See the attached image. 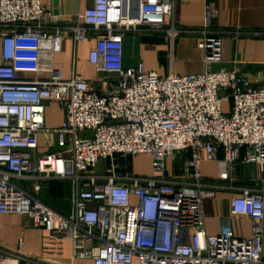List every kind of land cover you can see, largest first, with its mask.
Returning <instances> with one entry per match:
<instances>
[{"label": "built area", "instance_id": "built-area-1", "mask_svg": "<svg viewBox=\"0 0 264 264\" xmlns=\"http://www.w3.org/2000/svg\"><path fill=\"white\" fill-rule=\"evenodd\" d=\"M174 7L175 0H93L64 27L43 0H0V225L8 213L26 214L51 236L72 239L74 258L94 264H264V188L231 199V214L252 220L249 237L235 235L231 217L209 233L204 204L216 188L200 166L217 162L225 180L238 162L263 170L264 86L248 87L224 68L163 76L143 62L124 66L125 34H178L165 27ZM214 13L208 6L198 43L206 64L223 60L226 31L210 27ZM66 30L75 43L95 38L88 61L116 75L102 79L105 92L79 74L65 79L55 66ZM46 102L65 110L58 128L46 126ZM42 132L55 134L57 150L34 159ZM180 153L186 173L172 176L168 163ZM128 155L149 156L155 176L121 173L116 158ZM100 159L111 162L98 175ZM27 175L69 179L73 213L46 204L39 183L30 193L14 181ZM0 264L19 261L0 251Z\"/></svg>", "mask_w": 264, "mask_h": 264}, {"label": "crops", "instance_id": "crops-1", "mask_svg": "<svg viewBox=\"0 0 264 264\" xmlns=\"http://www.w3.org/2000/svg\"><path fill=\"white\" fill-rule=\"evenodd\" d=\"M92 2L93 0H43L47 9L63 15L64 27L75 24L77 14ZM208 6L215 12L210 27L226 31L222 39L223 60L219 63L206 64L204 51L198 46L205 27ZM172 26L178 31L173 38L167 32L139 31L125 34L124 66L132 67L143 62L147 70L163 76L170 73H200L206 69L218 71L224 68L237 70L246 78L248 87L264 86V34H257L264 31V0H175L173 17L167 20L165 27L168 29ZM94 44L93 36L75 43L73 33L69 30L63 31L54 52L55 66L62 70L65 79L79 74L92 81L95 90L103 93L106 86L102 84V79L115 80L116 75L98 72L88 61L89 50ZM45 109L46 126L49 129L61 126L65 118L64 108L56 102H46ZM55 141L54 133H40V150L33 153L34 159L43 150H57ZM43 142L47 143V146L49 142L52 145L44 149ZM120 161V165L115 161L119 171L120 168L125 169V165ZM96 165L93 172L102 174L95 170ZM184 165L183 174L174 176L185 175V161ZM200 166L203 180L216 188L215 197L207 199L204 204L207 231L212 234L219 233L221 219L231 217L235 235L249 237L252 220L248 216H233L231 199L243 188H264V168L262 170L256 163L238 162L230 171V179L225 180L219 177L217 162H203ZM104 168L101 170L103 174L107 171ZM124 172L139 175L130 167ZM30 175H27V178H16L14 181L30 193L36 192L34 185L39 183L41 189L37 195L46 204L65 215L73 213L72 183L69 179H45L40 176L35 178ZM0 251L16 257L19 264H94L91 259L74 258L72 239L67 236H51L45 229L36 227L31 217L26 214L8 213L3 216L0 225Z\"/></svg>", "mask_w": 264, "mask_h": 264}, {"label": "rangeland", "instance_id": "rangeland-1", "mask_svg": "<svg viewBox=\"0 0 264 264\" xmlns=\"http://www.w3.org/2000/svg\"><path fill=\"white\" fill-rule=\"evenodd\" d=\"M220 95H222V92H220ZM230 100L224 101L223 102V107L225 109V111H228L230 108L229 105ZM51 144V142L48 143H44L43 142V147L44 149L49 147ZM37 151V150H35ZM35 151H32V153H34ZM45 151V150H44ZM42 151V152H44ZM34 157V155H33ZM123 159V160H121ZM187 159V155H185V153H180L178 154V156H176L174 159H172L169 163H168V169H169V173L170 175L174 176V175H180L183 174L184 172V161L186 162ZM120 161L121 164H128L127 160L129 162L130 168L138 173L139 175H144V176H152L154 175V171L152 169V160L149 156L147 155H131V156H126V157H117L116 158V163L118 164ZM105 161V162H104ZM110 160L109 159H100V161L97 163L95 170L99 171L100 173H103L102 168H104V170H106L109 166ZM120 165V164H118Z\"/></svg>", "mask_w": 264, "mask_h": 264}, {"label": "trees", "instance_id": "trees-1", "mask_svg": "<svg viewBox=\"0 0 264 264\" xmlns=\"http://www.w3.org/2000/svg\"><path fill=\"white\" fill-rule=\"evenodd\" d=\"M123 165H125V164H123ZM128 167H130L129 163L125 165V169L120 168V170H121L120 172H124L126 170V168H128Z\"/></svg>", "mask_w": 264, "mask_h": 264}]
</instances>
